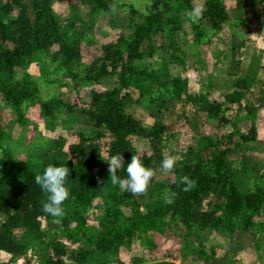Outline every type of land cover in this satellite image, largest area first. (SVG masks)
<instances>
[{"label":"trees","instance_id":"obj_1","mask_svg":"<svg viewBox=\"0 0 264 264\" xmlns=\"http://www.w3.org/2000/svg\"><path fill=\"white\" fill-rule=\"evenodd\" d=\"M56 2H76L80 6L83 4L91 7L95 13L105 11L110 6V0H31L32 7L28 10L22 0L0 3V98L12 108L21 125L29 123L24 114L27 106L39 105L44 116H53L62 106L71 109L72 106L62 99H44L39 84L32 77L16 78L17 69L24 66L36 52L46 54L57 66L64 67L69 72L68 76L74 80L80 76V69L86 71L81 77L83 82L101 83L114 78L115 85L112 88L94 90L88 107L83 108L82 112L89 117L97 138L102 135L110 138L108 157L122 154L125 167L117 170L118 177L127 176L126 165L132 155H138L145 166L156 171L163 158L161 148L164 139L171 135L173 127L162 119L155 120L149 127L145 126L128 111V105L134 102L131 91L134 86L141 89L138 101L149 91L147 72L138 69L136 62L148 56L156 57L152 38L165 32L171 38L169 53L157 58L162 61L172 60L179 67L186 66L187 54L176 39V34L183 30L182 14L194 8V0H162L161 10L143 15L141 20L132 25L128 35L119 33L115 40L101 45L98 54L89 63L84 62L80 56L75 22L64 25V17L53 7ZM203 7L205 11L202 16L192 24L196 43L207 32L202 22H208L210 29L219 31L229 20L225 0H205ZM56 45L59 49L51 52ZM76 67L79 69L76 70ZM75 86L80 85L75 83ZM192 99L202 105L205 101L211 118L218 117L222 112V102H209L207 96H195ZM237 99L236 94L231 96L232 102ZM168 103L165 98L161 99L158 103L160 111L167 110ZM247 107L249 115L255 118L257 108ZM222 120L228 119L223 115L219 121ZM256 129L253 122L247 134L238 131L239 140L230 134L227 145L223 137L206 136L176 162L170 174L153 175L146 191L137 194L122 192L118 185L112 184L109 170L101 174L92 169L83 182L75 181L71 176L77 166L74 159L68 155L52 159L47 165L56 164L69 169L66 181L69 197L63 205L73 201L76 206L74 218L66 219L59 239H53L45 264H72L65 260L70 254L77 262L94 251H75L62 241L61 236L76 242L85 239L101 252L122 244L129 245L138 237L144 246L153 249L158 244L149 236L150 233L171 238L174 236L173 229L181 227L184 241L179 248L183 258L204 264H210L218 251L215 243L201 241L198 247L191 244L189 239L195 238L201 231L212 229L232 241L235 234L239 233L240 237L246 236L257 245L260 237L256 233L264 229V183L257 181L252 189L243 192L237 183L230 159L236 149L242 153L251 149L249 142L259 140ZM5 134L0 113V168L12 164L14 156V152L1 143ZM135 136L150 141L151 154L141 153L137 149L133 143ZM245 141L248 142L246 145L242 143ZM95 145L80 142L72 145L70 152H74L77 157H85L90 148L99 149ZM107 161L102 160L97 166L109 168ZM43 170L36 172L26 169L17 187L0 183V217L7 218L0 231V250L15 255L25 254L27 246L20 243L15 235L20 222L35 228L37 235L42 234L40 219L51 216L43 211L47 194L35 183V176L42 174ZM184 177H188L190 183L184 182ZM98 194L105 197V216L99 227H89L82 215V208L91 205ZM71 220L77 222L73 227L69 223Z\"/></svg>","mask_w":264,"mask_h":264},{"label":"rangeland","instance_id":"obj_2","mask_svg":"<svg viewBox=\"0 0 264 264\" xmlns=\"http://www.w3.org/2000/svg\"><path fill=\"white\" fill-rule=\"evenodd\" d=\"M6 1L0 0V3L4 4ZM22 2L31 10V0ZM204 2L205 0H194V7L203 5ZM225 2L229 10V20L219 31L210 29L208 22H202V27L207 32L198 43L195 41L193 22L183 12L184 28L176 34V39L187 54L185 67H179L172 60L162 61L157 58L168 52L171 38L165 32L153 36L156 57L148 56L136 62L138 69L147 72L151 84H148V94L138 101L141 89L134 86L130 89L134 102L127 109L145 126H151L158 119L172 124L171 135L165 137L161 151L163 158L172 156L176 162L206 136L223 137V142L227 145L231 137L240 139L237 136L238 131L247 134L255 122L259 140L249 142L251 149L242 153L236 149L230 157L237 183L243 192H247L257 181L264 183V2ZM53 7L64 17V25L75 22V37L80 42V56L84 62L89 63L98 54L101 45L115 40L119 33L128 35L132 31V25L141 20L143 15L156 13L163 6L162 0H110L109 8L97 13L92 12L91 7L83 4L80 6L76 2H56ZM6 17L10 18L7 15ZM57 49L58 45L51 52ZM78 72L80 76L74 80L68 76L69 72L64 67L57 66L42 52L34 53L24 66L17 69L16 78L32 77L39 84L44 99L56 97L72 107L68 109L62 106L53 116H44L39 105L27 106L24 114L29 123L21 125L12 108L0 98L1 123L6 132L1 143L14 152L12 164L0 168L1 184L17 187L23 180L26 169L40 172L52 159L64 155L70 156L77 163L71 175L75 181L83 182L92 169L101 174L108 172V166L97 165L102 160L110 159V138L103 135L97 138L96 130L82 109L88 107L94 90L112 88L115 79L109 78L101 83L83 82L81 77L86 71L80 69ZM75 83L80 86L76 87ZM242 83L243 86H240ZM234 94L238 99L232 102L231 96ZM195 96H207L212 103L222 102L220 115L211 118L205 107L206 102L199 104L192 99ZM163 98L169 102V107L160 111L158 103ZM248 105L257 108L254 112L255 118L249 115ZM223 115L227 121H219ZM230 134H234L236 138L230 137ZM80 142L85 145L96 144L99 149L90 148L85 157H77L74 152H70V147ZM133 143L141 153H152L147 138L135 136ZM242 143L246 145L248 142ZM168 174L170 172L162 170L161 163L154 172L157 176ZM75 206L72 201L63 205L62 216L41 218L40 235H37L32 226L20 222L15 235L20 243L27 246V250L22 255L0 250V264H45L50 245L55 237L59 239L64 221L74 218ZM105 211V197L98 194L91 205L82 208V215L89 227H99ZM6 221V216L0 217V231ZM69 223L72 227L77 224L73 220ZM173 233L171 238L150 233L149 236L158 244L153 249L144 246L142 239L138 237L129 245L122 244L102 252L95 250L96 247L85 239L76 242L63 236L61 238L75 251L94 250L88 257L77 262L70 254L65 260L72 264H204L183 258L179 248L184 241L183 230L177 227L173 229ZM256 234L260 237L258 246L250 238L240 237L239 233L235 234L232 241L212 229L201 231L189 240L194 247H198L201 241L216 244L218 252L210 264H264V229Z\"/></svg>","mask_w":264,"mask_h":264},{"label":"clouds","instance_id":"obj_3","mask_svg":"<svg viewBox=\"0 0 264 264\" xmlns=\"http://www.w3.org/2000/svg\"><path fill=\"white\" fill-rule=\"evenodd\" d=\"M204 11L205 8L202 4L196 6L187 12L188 19L195 23ZM107 163L112 184L118 185L122 192L128 194L145 192L154 175L153 170L145 166L138 155H132L130 162L127 163L125 178H120L117 175V170L125 167L122 154L113 155ZM175 165L176 161L172 156H165L161 162L164 172H170ZM68 172L67 167L49 164L44 168L42 174L35 176V183L47 194V201L43 203V211L53 217L63 215V203L69 197L66 183ZM184 182L190 183L188 177H184Z\"/></svg>","mask_w":264,"mask_h":264}]
</instances>
